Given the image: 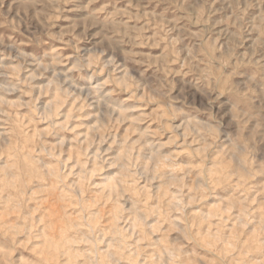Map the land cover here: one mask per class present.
Instances as JSON below:
<instances>
[{
	"label": "rangeland",
	"instance_id": "obj_1",
	"mask_svg": "<svg viewBox=\"0 0 264 264\" xmlns=\"http://www.w3.org/2000/svg\"><path fill=\"white\" fill-rule=\"evenodd\" d=\"M0 264H264V0H0Z\"/></svg>",
	"mask_w": 264,
	"mask_h": 264
}]
</instances>
